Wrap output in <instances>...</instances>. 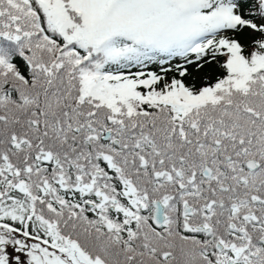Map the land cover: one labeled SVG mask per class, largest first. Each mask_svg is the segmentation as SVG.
I'll return each mask as SVG.
<instances>
[{
    "label": "snow or ice",
    "instance_id": "1",
    "mask_svg": "<svg viewBox=\"0 0 264 264\" xmlns=\"http://www.w3.org/2000/svg\"><path fill=\"white\" fill-rule=\"evenodd\" d=\"M0 264H264V0H0Z\"/></svg>",
    "mask_w": 264,
    "mask_h": 264
}]
</instances>
